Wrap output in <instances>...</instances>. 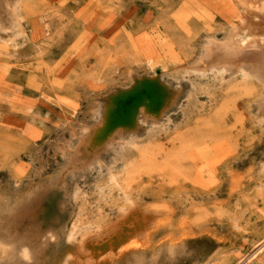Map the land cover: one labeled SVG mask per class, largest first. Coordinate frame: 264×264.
<instances>
[{"label":"rangeland","instance_id":"rangeland-1","mask_svg":"<svg viewBox=\"0 0 264 264\" xmlns=\"http://www.w3.org/2000/svg\"><path fill=\"white\" fill-rule=\"evenodd\" d=\"M0 1V264H264V80L196 67L240 8ZM154 76L168 109L112 143V126L95 133L111 98Z\"/></svg>","mask_w":264,"mask_h":264},{"label":"bare ground","instance_id":"bare-ground-1","mask_svg":"<svg viewBox=\"0 0 264 264\" xmlns=\"http://www.w3.org/2000/svg\"><path fill=\"white\" fill-rule=\"evenodd\" d=\"M1 2V1H0ZM14 4V1H12ZM229 3L232 6H236L240 8V21L234 26L231 30V34L226 39H216L214 37H211L208 39V43L205 44L204 52H203V58L197 63V68L201 71H205L207 73V69L211 66H209V62H217V65L214 67L216 68H223L224 71L230 72V69L232 67L238 69H241L243 72L246 73H252L255 72L258 77L264 80V0H229ZM3 4L7 6V11L9 13L12 12L13 7H11L10 1L6 0ZM18 5V4H17ZM14 6V5H13ZM16 7V5H15ZM229 7V6H228ZM10 9V10H9ZM235 11V10H233ZM13 13V12H12ZM231 13V12H230ZM2 14V13H1ZM4 14V13H3ZM12 15V14H11ZM14 15V14H13ZM6 18V17H5ZM11 20V19H10ZM9 21V20H7ZM6 26V25H4ZM246 28L247 29V35L243 38L239 36V32ZM230 29V28H229ZM243 34V33H242ZM208 38V37H207ZM202 52V50H201ZM201 55V54H200ZM199 60V59H198ZM212 65V64H211ZM213 66V65H212ZM194 67V66H192ZM191 68V67H190ZM196 68V69H197ZM216 68V69H217ZM195 69V71H196ZM215 69V70H216ZM199 71V70H198ZM222 73V72H221ZM226 73V72H224ZM223 73V74H224ZM236 73V70H235ZM204 74V73H203ZM222 74V75H223ZM228 74V73H227ZM233 74V72H232ZM232 74L230 75L232 77ZM251 74V75H252ZM202 75V74H200ZM248 76V75H247ZM254 77H256L254 75ZM257 77V78H258ZM168 78V77H167ZM228 78V77H227ZM225 78V79H227ZM258 78V79H259ZM171 79V78H170ZM186 79H184L183 83ZM224 80V79H223ZM171 81V80H170ZM187 81V80H186ZM181 82V81H180ZM188 82V81H187ZM176 83V82H174ZM173 84V83H172ZM171 85V84H170ZM185 85V83H184ZM184 87V86H183ZM190 89V88H189ZM168 90L166 85L158 79L156 76L154 77H142L138 78L133 86L123 94H120L118 96H114L110 99L107 103V109L106 113L103 118H101L98 123L95 126V133L102 134L106 132L107 126H112V132L111 135L108 137L109 143H112L113 140H115L117 137H119L120 132L122 131V125L130 124L132 122H136L138 119H147V118H154L156 113L161 110L162 108L167 107L171 100L172 96H168ZM264 93V92H263ZM129 94V97L127 95ZM184 94V93H183ZM180 97V96H179ZM258 98V97H257ZM256 98V99H257ZM179 100V99H177ZM182 101V100H181ZM175 102V101H174ZM262 108H264V96L261 98ZM178 103V102H177ZM175 103V105L177 104ZM182 103V102H181ZM180 105V104H179ZM255 105V104H254ZM257 105V103H256ZM172 107V106H171ZM176 107V106H174ZM179 107V106H178ZM254 108V107H253ZM252 108V109H253ZM101 109V107H100ZM168 109V107H167ZM173 109V107H172ZM171 109V110H172ZM175 109V108H174ZM170 111V109H169ZM252 111V110H250ZM259 111V110H257ZM168 112V111H167ZM163 113V112H162ZM166 113V112H164ZM163 113V114H164ZM171 114V113H170ZM173 114V113H172ZM260 114V113H259ZM96 115V114H95ZM167 115V114H166ZM165 115V116H166ZM172 117V116H171ZM255 117V116H254ZM259 117V116H257ZM164 118V117H162ZM160 119V118H159ZM165 119V118H164ZM162 120V119H161ZM167 120V119H166ZM169 120V119H168ZM257 120V119H256ZM88 121V120H87ZM258 121V120H257ZM89 123V122H88ZM151 125V123H149ZM148 124V125H149ZM161 124V122H160ZM159 124V125H160ZM262 124V122H261ZM149 125V126H150ZM157 126L158 124L155 123ZM88 126V125H87ZM89 128V127H88ZM151 128H153L151 126ZM146 129V128H145ZM145 129H143L145 131ZM149 129V127H148ZM138 131V130H137ZM143 132V131H142ZM148 132V131H147ZM150 132V130H149ZM75 133V132H74ZM118 134V135H117ZM133 134V133H132ZM137 134V133H135ZM138 135V134H137ZM88 136V135H87ZM126 136V135H125ZM142 136V135H141ZM78 137V136H77ZM80 137V136H79ZM129 137V136H128ZM132 137V136H131ZM130 137V138H131ZM125 138V137H124ZM127 138V137H126ZM138 137H136L137 139ZM140 138V137H139ZM129 141L130 139L127 138ZM141 139V138H140ZM82 140V139H81ZM132 140V139H131ZM135 140V139H134ZM138 140V139H137ZM71 141V140H70ZM74 141V140H73ZM71 141V142H73ZM136 141V140H135ZM69 142V141H68ZM70 142V143H71ZM83 142V140H82ZM123 142V141H122ZM127 142V140H126ZM74 143V142H73ZM124 143V142H123ZM122 143V144H123ZM129 143V142H128ZM67 144V143H66ZM81 144V142H80ZM84 144V143H83ZM82 144V146H83ZM92 144V143H91ZM134 144V143H133ZM128 145V144H127ZM80 146L78 145V148ZM67 148V147H66ZM74 148V147H73ZM68 149V148H67ZM65 149V150H67ZM81 149V148H80ZM80 149L78 151H80ZM116 149V147H115ZM122 149V148H121ZM119 149V150H121ZM124 149V148H123ZM192 149V148H191ZM77 150V149H76ZM94 150V149H92ZM118 150V151H119ZM193 150V149H192ZM75 152L76 153H78ZM124 151V150H123ZM82 152V151H80ZM79 152V154H81ZM89 152V151H88ZM94 153V151H92ZM122 152V150H121ZM189 152V151H188ZM83 153H85L83 151ZM82 153V154H83ZM90 153V152H89ZM107 151L106 154L107 155ZM110 153V152H109ZM112 153V152H111ZM87 154V153H86ZM114 154V153H113ZM67 155V154H66ZM65 155V157H66ZM77 155V154H76ZM93 155H96L94 153ZM102 155V154H101ZM112 155V154H111ZM115 155V154H114ZM190 155V154H189ZM188 155V156H189ZM74 156V155H73ZM79 156V155H78ZM82 156V155H81ZM86 156V155H85ZM109 156V155H108ZM116 156V155H115ZM102 157V156H101ZM110 157V156H109ZM191 158V155L189 156ZM67 158V157H66ZM65 158V159H66ZM82 159L85 157H81ZM91 158V157H90ZM194 158V156H193ZM96 159V158H95ZM103 159V158H102ZM108 159V157H107ZM195 159V158H194ZM75 160V159H74ZM98 160V159H97ZM104 160V159H103ZM101 160V161H103ZM191 160V159H190ZM193 160V159H192ZM72 161V160H71ZM88 161V160H87ZM111 161V160H110ZM70 162V161H69ZM73 162V161H72ZM96 163V162H95ZM101 163V162H100ZM105 163V161H104ZM109 163V162H108ZM193 163V162H192ZM87 164V163H86ZM91 164V163H90ZM107 164V163H106ZM65 165V161L64 164ZM62 165V166H63ZM103 165V163L101 164ZM91 166V165H90ZM65 168V167H64ZM76 168V167H75ZM103 168V167H102ZM106 168V167H105ZM96 169V168H95ZM104 169V168H103ZM107 169V168H106ZM175 169V168H174ZM89 170V169H88ZM92 170V167H91ZM90 170V171H91ZM69 171V170H68ZM86 171V169H85ZM99 171V170H98ZM67 172V171H66ZM80 172V171H79ZM79 172H77L79 174ZM94 172V170H93ZM100 172V171H99ZM102 172V171H101ZM85 174V172H83ZM90 173V172H88ZM213 173V172H212ZM81 174V173H80ZM69 175V174H68ZM70 176V175H69ZM74 176V175H73ZM71 177V176H70ZM112 176H110L111 178ZM112 179V178H111ZM76 185L75 183L73 184ZM72 185V186H73ZM76 188V187H75ZM74 188V189H75ZM73 189V188H72ZM74 191V190H73ZM126 199V198H125ZM128 199V198H127ZM2 201V200H1ZM4 201V200H3ZM142 207V206H141ZM258 208V207H257ZM256 208V209H257ZM259 209V208H258ZM261 210V209H259ZM141 212V211H140ZM139 212V213H140ZM262 212V210H261ZM125 213V212H124ZM264 213V212H263ZM243 215V214H242ZM264 215V214H263ZM13 219V218H12ZM151 220V219H150ZM235 220V219H234ZM116 221V220H115ZM114 221V223H115ZM119 222V220H117ZM148 223V222H147ZM151 223V222H149ZM258 223V222H257ZM256 223V224H257ZM14 224V223H13ZM113 223H110L111 225ZM120 224V223H119ZM15 225V224H14ZM16 226V225H15ZM116 226V225H115ZM135 229H139L142 227V225H135ZM159 227V226H158ZM186 227V226H185ZM220 227V226H218ZM160 228V227H159ZM71 229V228H70ZM74 230V228H73ZM71 232V231H69ZM111 232V230H110ZM109 232V233H110ZM64 233V231H63ZM75 232H73L74 234ZM51 234V232H50ZM131 232L125 233L120 240L130 235ZM150 234V233H149ZM36 235V234H35ZM52 235V234H51ZM151 235V234H150ZM153 235V234H152ZM157 235V234H156ZM60 236V235H59ZM228 236V235H227ZM71 237V236H70ZM193 237V236H192ZM107 238V237H106ZM175 238V237H174ZM64 239V238H63ZM69 239V238H68ZM76 239V236L74 237ZM91 239V238H90ZM155 239V238H154ZM73 240V239H72ZM96 240V239H95ZM150 240V239H149ZM153 240V239H152ZM263 240V239H261ZM13 241V240H12ZM18 241V240H16ZM15 241V242H16ZM21 241V240H20ZM56 241V240H55ZM66 241V240H65ZM151 241V240H150ZM13 242V243H15ZM259 242V241H258ZM59 243V242H58ZM260 243V242H259ZM264 244L263 242H261ZM86 244V243H85ZM153 244V243H152ZM169 244V243H168ZM261 244V245H262ZM15 245V244H14ZM24 245V244H23ZM155 246V245H154ZM255 246V245H254ZM263 246V245H262ZM56 247V245H55ZM86 247V246H84ZM176 247V246H175ZM201 247V246H200ZM261 247V246H260ZM259 247V248H260ZM17 248V247H16ZM157 248V247H156ZM180 248V247H179ZM187 248V246H186ZM194 248V247H193ZM259 248H257L259 250ZM162 249V248H161ZM169 249V248H168ZM195 249V248H194ZM256 249V248H255ZM254 249V250H255ZM54 250V248H53ZM59 250V249H58ZM78 250V249H77ZM56 251V250H54ZM170 251V250H168ZM193 251V249H192ZM257 251V250H256ZM123 252V251H122ZM121 252V253H122ZM158 253V252H157ZM169 254V253H168ZM191 254V251L190 253ZM195 254V253H194ZM193 254V255H194ZM235 254V253H234ZM248 254V253H247ZM253 254V253H252ZM251 254V255H252ZM172 255V254H171ZM180 255V254H179ZM178 255V256H179ZM204 255V254H203ZM65 256V255H64ZM189 256V255H188ZM248 256V255H247ZM71 257V256H69ZM111 257V256H110ZM160 257V255H159ZM158 257V258H159ZM246 258V256H244ZM251 257V256H250ZM67 258V257H66ZM112 258H115L112 256ZM111 258V259H112ZM189 258V257H188ZM243 258V257H242ZM241 258V259H242ZM244 258V259H245ZM63 259V258H62ZM162 259V258H160ZM159 259V260H160ZM166 259V258H165ZM250 259V258H249ZM80 260V259H78ZM106 260V259H105ZM110 260V259H109ZM235 260V259H234ZM240 260V259H238ZM247 260V259H246ZM112 261V260H110ZM127 261V260H126ZM125 261V262H126ZM165 261V260H164ZM242 260H240L241 262ZM29 262V261H27ZM209 262V261H208ZM77 263V262H76ZM92 263V262H91ZM210 263V262H209ZM208 263V264H209ZM232 264V263H231ZM242 264V263H241Z\"/></svg>","mask_w":264,"mask_h":264}]
</instances>
